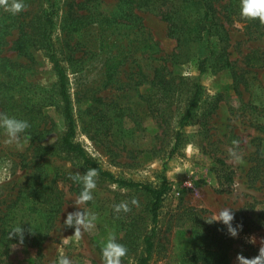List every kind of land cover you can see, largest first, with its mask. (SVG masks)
<instances>
[{"label": "rangeland", "instance_id": "374dc122", "mask_svg": "<svg viewBox=\"0 0 264 264\" xmlns=\"http://www.w3.org/2000/svg\"><path fill=\"white\" fill-rule=\"evenodd\" d=\"M72 1L79 2L73 5L74 9L81 8L78 12L92 5L93 10L107 16L109 21L89 25V29L81 30L79 35H65L64 9ZM82 1L60 0L53 32L58 46L65 48L66 39L70 45L78 44L74 57L79 60L73 66L63 61L75 118L73 140L116 177L151 185L159 184L162 176L166 178L170 187L160 207L156 237L162 255L154 256L149 264H178L180 253L188 247L190 228L174 215L182 204L206 209L212 217L225 207L247 213L255 229L241 235L240 242L251 244L258 254L264 253V184L248 179L255 159L264 156V131L252 123L264 122V66L260 65L261 60L264 61V37L248 38L241 23L225 20L223 4L227 0H218L215 15L226 38L225 35L212 38L214 53L209 54L205 43L201 46L191 42L183 48L177 47L176 38L168 34V22L160 13L170 10L172 4L152 2L133 9L145 28L142 31L154 44V48L143 50L142 35L131 32L136 29L140 32V29L128 22L133 16L127 13V0H94L81 4ZM28 8L30 17L37 6ZM98 17L101 19L102 15ZM252 51L260 58L254 66L247 65L246 58ZM172 53H175L173 59L166 58ZM6 54L23 61L11 50ZM205 55L209 56V66L200 72L197 58ZM107 56L112 58L109 71L104 65ZM36 59L37 70L30 77L32 86L28 87V92L32 100L43 102V112L53 130L42 141L50 146L44 152L37 151L35 142L25 133L19 141L8 143L6 133L0 128V231L21 222L26 237L25 242L10 246L8 259L16 264H32L39 250L40 264H58L61 256H68L72 264H104L101 249L109 233H114L117 239L122 237L124 220L130 213L141 215L146 221L150 196L98 175L93 199L80 205L96 214L95 223L82 228L79 234L74 233L75 226L63 223L67 212L79 207L75 204L80 194L77 187L83 188L70 174L83 173L88 167L78 156L58 147V138L66 126L57 79L42 51L36 52ZM225 60L235 64L245 77L246 85L240 86L241 94L233 89L231 72L223 66ZM163 62L165 71L170 70L176 76L175 81L180 85L178 91H182L179 94L176 91L175 102L166 108L165 123L142 101V96L149 93L146 81L151 79L153 69ZM195 81L201 89L200 102L188 123L180 128L182 135L177 149L170 152L173 132L179 128L178 112ZM91 96L100 97L101 101L88 99ZM102 110L103 118L110 117L112 124L106 131L105 125L98 124L101 128L98 133L95 130L87 133L89 120ZM116 112L121 113L116 116ZM233 140L239 144L234 145ZM229 148H234L237 155H232ZM225 167L233 170L234 181L220 190L217 173ZM40 181L47 186L54 185L44 192L54 190L60 194V199L43 200L38 192ZM121 202L128 208L117 212L114 205ZM37 234L39 240L34 241L32 236ZM237 244L228 251V264H249ZM141 250L138 246L133 253L121 257V264H133Z\"/></svg>", "mask_w": 264, "mask_h": 264}, {"label": "trees", "instance_id": "16d2710c", "mask_svg": "<svg viewBox=\"0 0 264 264\" xmlns=\"http://www.w3.org/2000/svg\"><path fill=\"white\" fill-rule=\"evenodd\" d=\"M94 0H83L81 4H86ZM218 0H127L129 5L127 13L133 16L129 19L130 26H139L140 32L132 30L134 35L141 34V45L143 50L154 48V44L149 42L150 36L145 35L142 31V23L140 17L133 9H138L147 6L150 3L160 2L161 4L171 3L170 10L161 11V17L168 22L169 35L176 38L177 47L182 48L188 43L206 44L209 48V54L214 53L215 44L212 38H221L226 34L224 28L220 25L219 20L215 15V3ZM11 3L12 0H6ZM79 2H68L64 9V16L66 26L64 28L65 35L76 34L79 35L81 30L87 31L89 25H102L104 21H109V18L101 12L93 10V6L86 7L83 11L78 12L79 9H74L73 5ZM36 5L37 9L30 17L31 13L29 6ZM60 0H24V8L16 13H13L4 4H0V111L7 113L10 116H16L29 121L30 127L25 134L30 137V140L35 142V149L37 151H48V145L42 143L47 133L53 130L51 122L47 120V116L43 112V102L32 100L30 98L28 87L32 86L30 77L37 70L36 52L42 51L45 59L50 63L51 70L56 76V83L58 86V95L62 101V114L65 119L66 130L58 138L59 149L72 153L78 156L83 164L88 167H95L98 169V175L115 182L120 186L131 187L137 190L144 191L150 196L147 204L146 221L143 216L136 214H128L124 220L125 233L118 240L123 243L128 251L126 255L133 253L138 246L142 247L141 252L135 257L133 264H149L156 255H162V250L157 246L156 237L158 233L159 211L162 205L163 198L169 190V184L164 176L157 185H151L146 182L135 181L131 179L116 177L110 171L101 167L96 159L86 153L83 146L79 142H75L73 137L75 135V118L72 112L71 97L68 92L67 82L68 74L66 66L63 61H67L72 66L78 58L74 57V51L78 44H69V39H66V47L58 46V38L53 36L55 28V19L58 14ZM224 18L227 21L235 20L242 25V29L248 38H263L264 37V20L259 18H249L241 15L240 0H227L223 4ZM98 15H102L99 19ZM111 22V21H110ZM133 22V24H132ZM109 23V22H107ZM106 29L105 27L103 30ZM72 36V35H71ZM70 37V36H69ZM107 38V37H106ZM105 38V40H106ZM13 51L16 56L22 57L23 61L14 59L6 54L7 51ZM175 53L166 56L170 60L173 59ZM186 58L188 59L187 54ZM177 56V54H176ZM94 57V56H93ZM196 54H194V58ZM208 55L197 58L198 68L200 72L207 69ZM105 58V57H104ZM247 65H253L260 58L257 53L252 51L247 56ZM106 59V62H105ZM104 59V65L107 70H110L112 61L110 56ZM93 61V59H92ZM81 62V61H79ZM260 65L264 66V61L261 60ZM224 67H228L231 72L233 89L236 93L241 94V85H246L243 73L237 71L236 65L230 60H225ZM254 66V65H253ZM166 69V63L160 64L153 69L152 77L149 81V93L142 96V101L147 104L148 109L154 111L155 117L162 122L167 121L166 108H169L175 101L176 91H178L179 83L175 81L176 76L172 71ZM189 94L184 99L183 108L178 112L176 123L179 126L173 132L174 144L170 152H174L181 141L180 128L188 123L193 116V109L200 102V85L198 82L192 84L191 89H188ZM178 96V95H177ZM98 102L100 97L91 96V98ZM88 110H90L88 108ZM121 112H116V116ZM114 114V112H113ZM102 118H96V117ZM105 116L104 110L99 111L89 120L87 133L91 131L99 132L101 129L98 124L105 125V131L108 130L112 120L103 118ZM108 121V122H107ZM108 124H107V123ZM254 126L264 131V122L252 121ZM108 125V126H107ZM103 128V127H102ZM93 138V136H90ZM223 165V160H220ZM220 190L224 189V185L232 184L234 181V172L232 169L220 168ZM58 174H56L57 177ZM248 179L264 184V156L257 157L255 164L249 168ZM41 187L38 192L40 197L47 202L53 199H60V194L56 191L44 192L54 185H46L40 181ZM55 187V186H54ZM81 187H77V192L80 193ZM235 217L232 221L235 226L237 223L243 225L239 230V234L235 237L228 234L227 226L219 220L208 222L212 218L206 209L188 206L185 204L179 205L174 212L175 219L183 222L190 228L191 238L188 247L180 253L178 264H228V251L238 245L249 259V264H253L251 258L259 255L251 244L240 242V236L250 233L255 229L253 219L243 211H235ZM147 223V225H144ZM34 241H38V234L32 236ZM26 237L24 236L23 242ZM14 243H21L17 235L9 237L8 229H1L0 231V264H16L8 259L10 246ZM163 249V248H162ZM40 251H37L35 259L32 264H40L38 257Z\"/></svg>", "mask_w": 264, "mask_h": 264}, {"label": "clouds", "instance_id": "9594fccd", "mask_svg": "<svg viewBox=\"0 0 264 264\" xmlns=\"http://www.w3.org/2000/svg\"><path fill=\"white\" fill-rule=\"evenodd\" d=\"M0 4H4L13 13L19 12L24 8V0H12L9 4L6 0H0ZM241 15L249 18H259L264 20V0H240ZM30 127L28 120L16 116H10L7 113L0 112V128L4 130L7 135V142L13 143L19 141L21 134L25 133ZM234 145H238L239 141L233 140ZM232 155H237L234 148H229ZM71 178L83 184V188L78 196L76 205L79 207L75 211L67 212L63 223L67 226H75L74 233L79 234L82 228L93 225L97 219L96 214L90 209L80 207V205L93 199V189L96 188V177L98 176V169L95 167L87 168L83 173L70 174ZM135 202V201H134ZM115 210L119 212L121 209L127 210L128 205L124 202L114 205ZM235 213L231 207L222 208L215 216L208 222L219 220L227 226L228 234L235 237L239 234V230L243 225L237 223L235 226ZM17 235L20 242H23L24 233L21 222L9 229V237ZM104 264H121V257L125 256L128 249L121 243L114 233H109L108 238L104 242L101 249ZM253 264H264V253H261L251 258ZM58 264H72L68 256L59 257Z\"/></svg>", "mask_w": 264, "mask_h": 264}]
</instances>
